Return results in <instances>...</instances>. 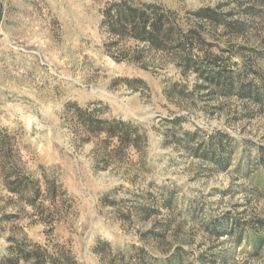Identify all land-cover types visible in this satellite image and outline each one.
<instances>
[{"label":"rangeland","instance_id":"rangeland-1","mask_svg":"<svg viewBox=\"0 0 264 264\" xmlns=\"http://www.w3.org/2000/svg\"><path fill=\"white\" fill-rule=\"evenodd\" d=\"M121 2L196 37L115 35ZM74 103L138 127L140 148L89 132ZM259 221L264 0H0V264H264Z\"/></svg>","mask_w":264,"mask_h":264},{"label":"trees","instance_id":"trees-1","mask_svg":"<svg viewBox=\"0 0 264 264\" xmlns=\"http://www.w3.org/2000/svg\"><path fill=\"white\" fill-rule=\"evenodd\" d=\"M116 12L112 14L111 10L107 11V21L109 22L110 31L121 37H130L136 40L146 42L151 48L158 50H168L170 48L182 47L185 43V36L191 39L196 34L191 31L188 35L181 33V29L176 21L163 12L155 3H145L143 6L131 5L128 2H121L115 7ZM211 9H200L196 14L200 17L214 19ZM247 96V92L240 93ZM250 95V94H248ZM76 115L86 129L94 135L106 134V140L111 141L118 138L123 146L133 144L140 148V139L145 138L144 134L138 133V127L131 123L116 118H101L88 112L74 103ZM4 155L1 157L3 165V174L9 189L19 196L26 194L23 179L18 175L14 165L8 167L11 159V151L5 142H2ZM31 190V189H28ZM35 196L39 190L34 189ZM33 202V200H29ZM262 224L264 221H259ZM28 257V255H25ZM39 262V261H38ZM40 263V262H39Z\"/></svg>","mask_w":264,"mask_h":264}]
</instances>
